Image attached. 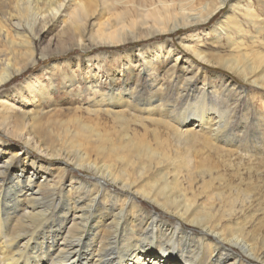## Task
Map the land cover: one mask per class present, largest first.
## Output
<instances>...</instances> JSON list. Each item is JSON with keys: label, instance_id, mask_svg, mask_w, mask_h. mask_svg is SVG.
<instances>
[{"label": "bare ground", "instance_id": "bare-ground-1", "mask_svg": "<svg viewBox=\"0 0 264 264\" xmlns=\"http://www.w3.org/2000/svg\"><path fill=\"white\" fill-rule=\"evenodd\" d=\"M61 1L0 0V41L8 43L14 52L18 44L13 35L28 28L30 33L34 18L59 10ZM105 1L118 6L129 4L130 0ZM229 1L184 0L189 4L186 9L180 8V0H140V8L132 16L139 21L126 24L125 15L120 14L117 24L120 28L112 26L113 31L109 34L102 29L98 33L99 42L108 46L143 42L195 23L206 24ZM93 4L94 0L76 2L72 16L75 39L83 37L82 26L95 12ZM197 4L205 9V15L197 10ZM245 15L248 26L241 24L236 16H228L226 20L231 26L220 24V30L215 32L221 47L227 48L225 54L210 58L197 54V57L238 77L248 86L264 89V52H244L248 48L247 38L253 45L261 43L264 49V21L251 8ZM25 43L31 49V44ZM161 49L159 45L152 51L160 55ZM31 65L33 63L29 67ZM176 65L177 62L167 69L171 76ZM143 67L139 72L129 66L124 69L126 76L132 75V83L124 80L122 84V79L116 76L110 79V84L82 77L90 100L87 104L94 114L113 117L122 124L121 128L134 123L147 130L146 122L163 126L177 144L175 152L163 147L160 140H155L158 147L154 148L138 139L136 132L130 134L129 128L117 134L118 130L116 132L115 127L112 129L108 125L78 123L71 129V124L64 126L61 122L54 126L49 122L43 124L38 113L32 115L29 134L33 139L52 158L64 156L70 160L74 157L76 171L84 170L92 181L78 177L67 166L58 168V180L54 179V174L46 177L43 170L47 168L37 159H17V155L2 149L0 140V163L4 161L0 164V264H253L252 261L264 264V240H257L254 235L250 239L252 233L244 227L248 219L239 227L237 218L239 212L246 210V200H251V193L247 191L241 197L238 194L236 199H228L226 205L222 204L216 210L217 199L224 203L222 192L214 190L203 203L202 193L195 192L202 190L205 193L210 182H205L204 177L212 174L205 158L201 166L196 164L200 159H194H197L195 147L218 155L228 150L231 154L236 147L231 135V121L216 104L221 95H226L222 94L223 90H231L233 84L217 74L203 78L200 84L194 81L197 73L190 72L189 67L178 79L174 77L178 86L170 90L158 79L162 61L150 58ZM27 68V65L15 66L11 56L0 50V103H3L0 106L11 109L7 105L17 101L14 95H4L3 90ZM59 71V67L52 68L49 71L51 79L55 78L52 73ZM142 72L144 77L152 80L147 99L136 97L139 96L137 85ZM61 77L66 83L61 82L59 88L58 83L39 89L41 82L33 84L35 96L41 100L37 106L54 99L60 89L69 94L78 91V95H82L84 86L78 78L65 71ZM165 93L173 97L165 96ZM180 102L185 104L178 109ZM6 121L14 133L24 127L23 122L8 119L2 124ZM261 122L256 123L263 128ZM23 135L16 137L23 138ZM182 150L184 154L180 152ZM14 160L15 170L6 169ZM118 165L122 167L118 169ZM65 174L70 176L68 182ZM196 174L203 180L198 189L194 187L198 184ZM171 176L173 180H170ZM184 183H188V189ZM237 202H241L239 209ZM145 203L154 209L153 212L146 211ZM233 223L236 224L234 227Z\"/></svg>", "mask_w": 264, "mask_h": 264}, {"label": "rangeland", "instance_id": "rangeland-1", "mask_svg": "<svg viewBox=\"0 0 264 264\" xmlns=\"http://www.w3.org/2000/svg\"><path fill=\"white\" fill-rule=\"evenodd\" d=\"M77 1L78 0H62L59 5V10H54L53 12L35 17L30 33L28 32V28L20 31V34L17 36L13 35L18 44L14 52L8 43L2 40L0 41V50L11 56L15 66L24 67L27 65L28 67L24 73L16 76V79L3 90L4 95H14L13 97H15L17 101H14L15 103L13 102L11 104L12 106L4 104L11 109L0 106V140L3 142L1 146L2 149L5 152L9 151V154L13 153L17 155V159L25 157L37 159L39 163L44 165V168H47L43 170V174H45L46 177H51L52 174H54V179L58 180V177H56V172L58 174L60 171L58 168L67 166L68 169L71 172H75L74 174L78 177L92 181L88 177L89 174L84 170L80 172L76 171L74 167L76 163L74 157L70 158V160L64 158V156L57 159L52 158L44 151L41 145L33 139V135L29 134L33 123V120L30 118L32 115L38 113L43 124L49 122L51 126H54L55 123L61 122L65 123L64 126L71 124L69 126L71 129H75L78 123L99 124V126L108 125V127L112 129L115 127L116 132L118 130L117 134H120L123 129L129 128L130 134L133 135L134 132H136L138 139L141 138V140H145V143L154 148L158 147L155 140H160L162 141L161 145L163 147L175 152L174 149L177 147V144L174 143V138L171 134L169 135V133H167L163 126H154L150 122H146L147 130L134 123L128 124L125 128H121L122 124L113 117H108L104 114H100V116L94 114L87 104L90 100L86 93L87 87L82 82V77H89L99 80L103 84H110V79L116 76L122 79V84L124 80H128V82L132 83V75L129 74L126 76V71H124V69L126 70V67L129 66L133 71L137 70L139 72L141 69H144L143 66H145L146 60L150 58L152 60L158 58L159 61H162V69L159 71L158 79H161V83L168 86L170 90L178 86V80L176 81V79L181 76L182 71L189 69V67H191L189 70L190 72L194 71L197 73L194 81L197 80L200 84L203 83L204 79H209L214 74L220 75V77H226L225 79L231 81L233 85L231 90H223L222 94L226 95H221L217 99L218 101L216 104L220 107V111L224 112L223 114L225 117L231 121L230 127L233 128H229L232 129L231 135L233 141L235 140V148L237 150L233 148L231 154L230 150H228V152L218 155L214 151L207 152V150L203 151L200 149L201 147H195V149L197 148V150H195L197 159H194L195 161L200 159L196 164L201 166L205 158V164H207L212 171L211 175L206 174L204 177V180L206 179L205 182L211 183H208L205 193H203L202 190L195 192L202 193V203L214 192H222L224 195V203H220L218 199L215 202L216 210H219L222 204L226 205L228 199H236L238 194H240L241 197L245 192L249 191V193H251V200H246V210L243 211V213H238L237 218H239V227L242 226V223L244 225V221L248 219L245 222L247 225L244 227H247V232L252 233L250 239H253L255 236L257 240H264V127H258L256 123L262 120L261 125L264 126V89H259L260 87L258 88L256 86H248L238 77L227 71L218 69L217 66L209 64L206 60H203L202 57H197V54L206 56V58H210L216 54H225L227 48L221 47V42H218L215 38V32L220 30V24L231 26L226 20L228 16H236L241 24L248 26L247 22L249 21H247L245 14L247 10L251 8L252 12L259 14L261 20L264 21V0H230L221 11L216 12V17L208 20L206 24L195 23L194 25L187 26L169 35H157L147 41H133L131 43H123L122 45L119 44L116 46H108L107 44L99 42L101 39L98 38V33L102 29H105L106 33L109 34L113 31L111 29L112 26L117 28L119 19H121L120 14L125 15L124 18L127 20L126 24H130L135 20V22L139 21L137 18H132V16L136 9L140 8V0H130L129 4L122 3V5L118 6L114 4L110 5L105 0H94L95 4H93V6L96 7L95 12L82 26L84 35L82 38L75 39L72 31V16L76 11L75 4ZM168 1L171 2L172 0ZM178 1L179 0H177V2ZM196 6H198L197 10L200 11V13L206 14L204 8L199 7L198 4ZM181 7L187 9L189 4L184 2V0H180V8ZM171 9L173 11L174 8ZM149 21L150 24H153L151 20ZM24 27L26 26L24 25ZM118 28H120V26ZM25 42L31 44V49H29L28 44ZM246 43L248 48L246 47L244 52H246V50V53L249 51L251 53L252 51L264 52L261 43L253 45V41H249L248 38ZM159 45L162 48L160 55L154 54V50L152 51V49ZM128 55H130L131 58L127 59L126 56ZM164 62L166 63L164 64ZM176 62V69L173 71L174 75L171 76L170 73L167 72V69H171ZM31 63H33V66L31 65L29 67ZM54 65L56 68L59 67L61 71H59L58 74L56 72L52 73L55 78L51 79L49 71L55 68L52 67ZM64 71L80 80L81 85L84 86H82L83 90L85 91H83L81 95L83 98L78 95V91L69 94L63 89H60L54 94V99L44 103L42 106H37L41 100L39 96H35L36 90L32 88L33 84L36 85L35 82H41L39 83L40 87H37V89H39L46 86L49 88L51 84L56 85L58 83L57 88H59L61 82H63V84L66 83L61 77ZM53 81H55V83ZM151 82L152 80L144 77L142 72L139 76V83L137 85L139 87L137 95L139 96L136 97L147 99L151 91ZM165 96H171L170 98L173 97L170 93H165ZM234 100L236 102H234ZM2 104L1 102L0 105ZM184 104L185 102L178 103L177 108L181 109ZM225 105L227 107H225ZM251 109H253V111ZM228 110L230 111L228 112ZM43 114L47 115V117ZM4 119L14 122H23L24 127L22 130L24 131L20 130V132L14 133L13 129L6 124L7 121L2 124ZM21 134H24L23 138L16 137ZM200 150H202L201 153ZM180 152L183 154L185 153L183 150ZM229 155H231V157ZM249 157H251V160L248 159ZM0 164H4V161L2 160ZM16 166V160H14V162L11 163V167L8 166L6 169L11 168L15 170ZM120 166L122 167V165H118V169L121 168ZM185 176L187 175L184 171L183 177ZM195 176L198 177L196 178L198 184H195L194 187L198 189L203 183V180L201 176L197 174ZM64 177L65 181L68 182L70 180L69 175L65 174ZM170 180H173V176L170 177ZM184 184L186 189H188V183ZM187 193L192 195L190 192ZM236 206L239 209L241 207V202H237ZM145 208L148 212H153L154 210L147 203H145ZM235 225L233 223L232 227ZM196 233L198 234L199 231H196ZM237 251L240 252L239 249H237ZM252 262L253 264H262L254 261Z\"/></svg>", "mask_w": 264, "mask_h": 264}]
</instances>
